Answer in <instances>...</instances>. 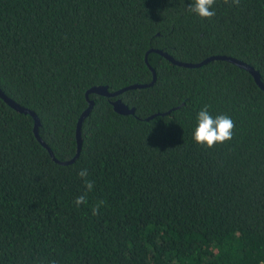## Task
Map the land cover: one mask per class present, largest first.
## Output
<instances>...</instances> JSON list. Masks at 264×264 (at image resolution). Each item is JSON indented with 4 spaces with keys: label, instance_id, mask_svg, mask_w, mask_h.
<instances>
[{
    "label": "trees",
    "instance_id": "16d2710c",
    "mask_svg": "<svg viewBox=\"0 0 264 264\" xmlns=\"http://www.w3.org/2000/svg\"><path fill=\"white\" fill-rule=\"evenodd\" d=\"M190 2L0 0V89L36 114L66 162L86 93L150 84V50L191 64L238 59L264 84V0H216L210 21ZM148 62L152 86L89 95L66 166L37 141L33 118L0 98V264H264V91L226 61ZM116 99L134 115L117 114ZM205 105L235 122L232 140L209 150L192 140ZM83 168L94 187L77 208Z\"/></svg>",
    "mask_w": 264,
    "mask_h": 264
},
{
    "label": "clouds",
    "instance_id": "9594fccd",
    "mask_svg": "<svg viewBox=\"0 0 264 264\" xmlns=\"http://www.w3.org/2000/svg\"><path fill=\"white\" fill-rule=\"evenodd\" d=\"M223 3L229 7L239 8L241 0H223ZM216 0H191L186 10L196 15L200 20H211L215 15L213 6ZM208 105H205L197 114L196 127L192 133V140L197 146H202L205 150L213 149L217 145L228 143L234 135L235 122L228 115H218L215 118L209 113ZM89 173L86 168L80 169L77 173L78 178L84 181L86 193L76 197L74 205L79 208L87 202V192H91L94 182L87 179ZM105 201H99L91 208L92 215L99 214L100 208L104 206ZM55 264V262H52Z\"/></svg>",
    "mask_w": 264,
    "mask_h": 264
},
{
    "label": "water",
    "instance_id": "95a60500",
    "mask_svg": "<svg viewBox=\"0 0 264 264\" xmlns=\"http://www.w3.org/2000/svg\"><path fill=\"white\" fill-rule=\"evenodd\" d=\"M149 53H156L159 54L160 56L164 57L166 60H168L170 63H172L173 65L179 66V67H184V68H198L201 67L203 65L208 64L211 61H226L228 63H231L243 70H245L246 72H248L252 78L254 79V82L256 83V85L262 90L264 91V84L261 82L260 80V76L259 73L251 66L247 65L246 63L238 60V59H234L231 57H227V56H212L209 57L205 60H203L200 63H196V64H191V63H183V62H178L176 60H174L172 57H170L168 54L161 52V51H157V50H150L149 52L146 53L145 55V63L147 65V67L150 69V71L152 72L153 75V79L152 82L150 84H145V85H131L128 87H125L123 89H120L118 91L115 92H108L107 88L104 86H97V87H93L91 88L87 93H86V98L88 101V107L86 108V110L81 114L77 126H76V142H77V151L76 154L74 156V158L70 161H66V162H60L57 161L56 158L54 157L52 151L50 150V148L42 141V139L39 136V120L38 117L36 116V114L28 109H25L21 106H19L18 104H16L14 101H12L11 99H9L0 89V98L9 106L11 107L13 110H15L18 113H22V114H27L30 115L33 118L34 121V128H33V132L35 135V138L37 139V141L48 151L50 157L59 165H69L72 164L79 156L80 151H81V146H82V138H81V126H82V122L84 119H86L88 117V115L90 114L93 106H94V101L89 100V95L91 94H95L98 96H103V97H107V98H115L119 95H121L123 92L128 91V90H134V89H143V88H147L150 87L154 84L155 80H156V72L155 70L150 66L149 62H148V55ZM111 105L113 107V110L120 115H134L135 113V109L133 108H129L127 105H125L120 99H116L115 101L111 102ZM167 114V113H166ZM159 114H155L152 115L148 118H146V120H150L156 116H158ZM164 115V114H161Z\"/></svg>",
    "mask_w": 264,
    "mask_h": 264
}]
</instances>
